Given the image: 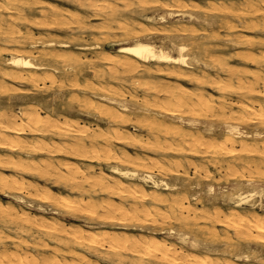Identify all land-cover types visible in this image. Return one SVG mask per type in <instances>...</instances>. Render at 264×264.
<instances>
[{"label":"bare ground","instance_id":"obj_1","mask_svg":"<svg viewBox=\"0 0 264 264\" xmlns=\"http://www.w3.org/2000/svg\"><path fill=\"white\" fill-rule=\"evenodd\" d=\"M27 1L28 0H0V42L2 44H6L5 49L0 47V87L5 85L6 81H13L19 84H29L33 88H36L38 84L44 82L46 78L49 80V77L47 76H51V73L56 72L54 66L56 65V61L60 55L59 53L57 54V52H55L54 45L52 43H29L27 37H23L19 31H17L16 25L18 19H22L23 21L27 20V14L25 13L30 11ZM67 1H71L70 3L74 4L72 3V0ZM85 1L87 3L84 5L86 6H82L83 4H80V0H78L81 8L88 7L89 9H94L93 11H95V13L100 12V14L97 13L93 15L94 17L101 18V24H99V21H97L95 22V25H92V27L94 26L95 28L97 23V27L100 29H102V27H99L100 25H105L104 27H106L109 24L111 25L113 20H115V24H118L116 20H119L120 18L119 14L121 11L119 12V8H123L124 10L130 6L127 2H125V0H114L113 4H110L112 2L107 4V8H104L103 6L101 9H99L102 11H96V9H98L96 4L98 1L84 0L83 2ZM127 1L130 3L133 0ZM155 1L156 3L153 1L154 4H158L157 6L163 8H172L176 5L177 7L181 6H178L181 0H173L169 3L167 0ZM37 2V0H29L30 4H37ZM102 2L105 4V2H108V0H103ZM231 2L233 1L231 0ZM227 4H229V2ZM238 4L240 3L238 2ZM183 5V7H185L186 3ZM188 5H190V3ZM244 5L246 10H248L252 16H255L246 24V29H248L250 32L252 31L262 34L261 37L257 38L258 40L255 41V45H259L260 47L264 48V0H245ZM143 6L144 5L141 7ZM133 7L135 8V6ZM138 8H140V6ZM51 9H53V7ZM131 9L133 10V8ZM187 9L185 13H189ZM211 10L218 11L220 8H212ZM141 11L146 12L148 10L145 11L143 9ZM92 13L91 16H93ZM131 13L133 12L131 11ZM137 14H139V12ZM231 14L234 15V13ZM231 14L229 16H231ZM256 14H261V16L258 17V21ZM88 15L89 14H86V16ZM118 15L119 18L116 19ZM172 15V13H168L166 16L171 17ZM166 16L162 15L158 18L145 17L146 22L143 26L141 23H138L139 25L136 23V26L135 23L132 22L136 28L138 27V31H136H140L139 34L144 38L136 35L137 33H134L136 36L131 35L132 33L130 34L129 32L125 31L127 29L125 27L124 32L118 33V35L120 36L121 34L122 37L127 39L132 36L131 43H116L118 44L116 53L106 52L104 53V57L101 59L107 63L106 65H112V69H119L125 73L137 75L140 72H145L150 75V73H158L161 72V69H165L164 71H166V74L168 76H172V78L173 76H176L186 82H194V84L197 83L199 85V90H186L185 88L187 87H182L183 90H180L177 87L179 90L168 91L159 89L155 90V88L151 87L154 89L152 94L153 99H165L166 107H170L172 111H166L164 109L165 113L158 111L154 112L146 108L144 105L132 109V107L127 105V102L124 101V98V100H117L109 96L110 94L108 96L102 95L101 92L104 90H98V88L96 92L89 93L90 99H82L81 101L77 100V106L75 108L76 111L74 113V117H84L86 120L90 121V123L93 124L92 128H89L88 124L86 127L82 126L84 125L83 122V124L80 125L79 121H77L75 118L72 120L55 115V111L53 110L42 116L39 115V110L33 108H18L17 110H7V108L4 107L0 108V169H11L17 172L19 175L26 174L40 177V179L44 178V181L45 178L50 179L55 185H61L65 192L61 195H58V193V196H56L49 188H41L38 190L36 187L37 184L34 185L32 180L31 183H24L26 182V179L23 182L20 176L18 178L16 175L4 176L0 174V192L10 201L5 205L0 204V264H244L246 262H258L261 260V255L254 254L252 244H255L254 247H256L257 243L264 242L263 183L260 185L259 183L249 180L242 182H232L231 184L221 186L212 183L206 185L204 189V203H202L201 210L198 213H195L196 219L194 222L201 221L207 224L211 228V231L206 230L207 234L214 238L216 236V229L214 231L213 228H223L226 237V244L224 243L223 245H218L216 244L217 242H215V240L212 242H206L205 240L201 239L200 235H205V233H203L204 231L202 229H193L195 225L192 224L193 222L189 220L191 218L188 217L191 212L192 214L195 212L194 206L198 205L197 201L200 200L198 198L202 193L201 188H199L198 181L195 179L190 183V186L195 189V192L189 196V199L187 198V201L186 199L182 198L179 193H176L178 190L176 185L170 184L167 177L172 175L175 180H178L180 176H183L184 174H181L178 171L179 168H182V163L187 164L189 167L192 166L193 168L198 169V166L195 165V162H193L192 158H188L183 155L186 151H189L193 155H203V157H207L209 155L214 156L211 161L209 160L211 164H208L214 167L215 170H219L221 168L222 162L227 160V167L229 169L245 168L249 170L254 168L257 172L258 170L264 172V126H261L264 124V93L262 94L260 91L257 92V81L252 82L255 78L251 81L245 80L242 76L246 72L243 71V73L240 71L242 75L240 76V73L237 74L236 71H234L230 66L232 70H230V68L228 70L225 69L227 70L226 74L229 77V81H232L230 78L232 79L234 75H237V82L235 83L238 85L241 91L238 93L233 92L232 97L235 98L233 100L234 102L231 100L233 103L231 102L230 105L229 103L227 104V101L224 97L227 91L225 92V89L223 90V88H225V84H223V82L217 78L210 80L208 76H206L208 71L206 68H209L206 67V64L209 61H207V63L205 62V64L203 63L204 68L207 70L205 73L203 72L204 68L202 69L193 67L188 62V56L184 54L187 48L186 46L188 45H178V43L175 45L174 41H169V43H167V37H162L155 34L156 31L153 28L156 26L154 25L153 27V24L158 23V25L163 24L164 26L166 23ZM188 16L189 17L187 18H189V22L200 19L194 15V13L193 15L191 14ZM235 16H237V14H235ZM222 17H224V15ZM31 18L33 17L31 16ZM220 18L221 17H219V19ZM49 19H51V17H49ZM125 19L126 18L124 15V20ZM82 20L83 19H81V21ZM128 20L124 21L126 25H128ZM121 22L123 23V20ZM228 22L231 21L228 20ZM194 25L195 23L191 26L194 27ZM29 26L31 25L29 24ZM116 26L118 28V25ZM224 26H226V24ZM244 26L245 24L243 27ZM187 27H189V25ZM192 28H183L182 30L174 29L175 31H170H172L174 34L184 35L183 38L185 35H187V37L191 39V37L193 38L192 33H194ZM50 29L52 28L50 27ZM227 29L231 30L229 26L225 30ZM197 30L198 29L195 31ZM234 31L235 30L232 28V32ZM228 32L231 31L227 30V33ZM66 33L67 32L65 30L64 34ZM101 33L102 32H99L98 35ZM14 34H17L18 37H14ZM105 34H107V32H105ZM39 35L41 34L39 33ZM234 35L232 34V36ZM238 36L239 35L237 34V37ZM194 37L197 38V36ZM212 38L214 39L216 37L213 36ZM222 38L223 37L220 39ZM209 39H207L208 42ZM49 40L51 41V39ZM198 40H202V38H199ZM242 40L241 38L239 39V41ZM183 41L185 40L183 39ZM234 41L232 42L234 43ZM237 41L236 44L239 45ZM247 41L249 42L250 40ZM206 43L207 42H205V44ZM58 45L61 49L67 50L70 48L67 44L60 43ZM198 45L199 42L197 46ZM214 45H216V43H214ZM241 45L242 44L240 43V46ZM249 46L250 45L247 47ZM193 47L196 46H192L191 49H193ZM236 47L234 46V48ZM15 48L20 51H16V53L12 54ZM28 48H36L34 49L35 53L42 64L33 63L32 58L24 57L19 54L20 52L26 51L29 55H31L34 50H28ZM203 49H205V47ZM79 50L85 51L87 48L80 47ZM228 50L229 49H227V52ZM246 50H249V48ZM67 51L70 52L69 50ZM202 51L203 50L199 52ZM63 52L65 53V51L62 50V53ZM172 52L176 53V55L173 56L171 54ZM3 53L5 55H3ZM259 53L260 52L258 51V54ZM115 54H118V56L122 55L125 58L121 59ZM211 56H214L213 51ZM239 57L242 61L245 59V56L242 54L239 55ZM246 57L250 60L249 63L254 61V66L255 63L257 64V62L259 65H264V56L257 58L247 55ZM98 58L99 57H97V59ZM193 61L195 64H199L197 59L193 58ZM244 61H246V59ZM53 63H55V65L50 66V64L52 65ZM212 64L215 63L212 62ZM65 65L66 64L63 66L65 67ZM66 66H69V64ZM93 66L91 65L92 68ZM244 66L245 65H242V67L238 66V68L244 69ZM255 67L259 66L256 65ZM256 69L257 68H255L254 72H251L255 74L259 70L258 69L256 71ZM260 73H257V75L260 76ZM129 76L127 78H129ZM262 77L263 76H260L259 79L264 86V78ZM132 80L133 79H131V81ZM63 81L61 82L64 83ZM113 81L115 82V80ZM128 81L129 83L131 82L130 78ZM229 81L228 84H230ZM124 83L126 82L124 81ZM129 83L126 84L128 85ZM207 84L212 86V88L217 91V96H219L218 98L214 97L216 98L214 101L216 102L217 107L213 111L212 115L223 116L226 114L225 112L227 111L226 109H228L229 105L231 109L230 121L232 122L222 120H220L219 124H213L211 122H199L198 120L196 121L191 117L185 118L181 116L182 114L177 115L176 113L178 111L175 113V110H173L174 108H183L188 115L189 113L210 111V103L204 101L203 98V93H205L206 90L204 89L205 92H203L202 88ZM222 84L223 86H221ZM7 85L8 84H6V86ZM42 85L44 86V84ZM235 85L234 87L237 88ZM8 87L10 88V84ZM137 87L139 88L140 86ZM132 88L133 87H131V89ZM227 88L228 86H226V89ZM118 91L119 89L117 92ZM114 93L117 94L116 92ZM131 95H133V93ZM145 95L146 94H144V96ZM148 96L146 97L148 98ZM207 96L209 98L211 95ZM255 97H259L262 100L256 107H254V101L252 102L251 100L255 99ZM143 98L144 97L141 99L142 101ZM245 99L250 101L248 105L243 101ZM147 100L148 99H146V101ZM214 101H211V103ZM242 102H244L246 105L242 110L238 111V104H242ZM255 102L257 101L255 100ZM147 107L149 106L147 105ZM234 107H236L235 111H233ZM130 111H134L135 114H137L138 121L140 120L139 122L137 121L138 123H147V125L145 124L147 126V130L145 128V131H147L149 139L142 140V136L138 137L141 133H139L137 136L136 133L138 130H140L139 126H137L138 123L137 125L133 124V122L127 124V122H130L131 120L129 118L130 115H128V112ZM131 116L133 117L134 115ZM257 121L259 124L256 125ZM165 122H170L171 125H174L175 127L172 126L171 129H165ZM219 125L222 126L223 129L221 131L222 137L217 142L215 141L217 136L215 133L218 132L217 128ZM27 135L35 136L34 139H39L38 142H40L36 143L35 141V145H27L33 150L32 153L36 152L38 155L50 154L53 156H71L76 158L78 161H85L88 165L97 164V173L94 172L93 168L95 166L93 167V165L81 167L78 164H71L70 162V164L61 162L59 165L58 163L54 164L50 162L51 160L36 161L35 156L37 154H27V151L24 149L23 144L27 139H25V136ZM188 137H195L192 139L193 144H188L190 141L188 140ZM31 138L33 140V137ZM28 139L31 140L30 136ZM116 145L123 148L137 146L139 149H144L153 154V159L150 160V157L146 155V153L144 154L146 155V158L140 155H131L130 153L124 151V149H117ZM184 145L187 146L184 147ZM205 147L206 150L203 151V153L198 152V148L201 150ZM168 154H173L179 158H176L175 162L172 161V163H164V160L168 157ZM147 157L149 158L147 159ZM200 162L202 161L200 160ZM101 165L107 166V169H101ZM200 165L202 168H206L202 163ZM202 168L192 171L201 172ZM153 171H156L157 173L154 174ZM202 173L206 174L205 178L208 180L210 175L209 172H204L202 170ZM253 173L255 175V172ZM22 192L29 194L28 197H22ZM185 200L188 203V206H184ZM215 202H217L216 204L223 206L225 209L218 208L215 205L216 208L210 211L209 207L212 208ZM161 206L164 209H161ZM23 208L27 210H33L36 212L37 216L53 215L60 217L64 215L67 216L69 215L68 213L73 212L75 215L72 217L80 220V222L83 224V228L74 226L72 228H66L68 226H65L59 219L44 221L39 219L40 217H37L38 219L35 218L36 216L31 217V215L27 213L28 211H24ZM61 208H64L66 213L60 212L59 209ZM83 214L87 215V221L83 219ZM144 234L150 236L144 237ZM157 236H161L163 239L157 238ZM195 250L202 251L203 253L211 251L216 255L219 254L221 257L216 259L213 257L207 258L208 255L206 256L201 254L198 256L196 254L194 255L193 252L191 255L189 251Z\"/></svg>","mask_w":264,"mask_h":264},{"label":"rangeland","instance_id":"obj_2","mask_svg":"<svg viewBox=\"0 0 264 264\" xmlns=\"http://www.w3.org/2000/svg\"><path fill=\"white\" fill-rule=\"evenodd\" d=\"M37 1H38L37 4H30L29 3V0L27 1V5H28V7H30V11H28V12L25 13V14H27V17H26L27 20L23 21L22 19L21 20L18 19L17 25H16L17 26V31H19V33L23 37L26 36L29 43H36V44H38V43L39 44H41V43H52L54 45L55 52H57V54L59 53L60 57L56 61L58 64L56 63V65H55V63H53L52 65L50 64V66H54L55 65L54 68L56 69V72H54V73H51L50 72L51 73L50 74L51 76H47V77H49V80H48V78H46V80L44 82H42V83H39L36 88H33L29 84H23V83L22 84L21 83L19 84L17 82H13V81H6L5 82V85H3V86L0 87V108L1 107H4V108H7V110L8 109L17 110L18 108H22V109L33 108V109L39 110L38 113H40L39 115H42V116L45 115L47 112H50L51 110H53V111H55V115H58L60 117H64V118H67V119H72V120L75 118V119H77V121H79V124L80 125H82L84 123V125H82V126L86 127L87 124H88V127L89 128H92L93 127V124H91L90 121L86 120L84 117L83 118L82 117H79V116L78 117H74V113L76 111L75 108L77 106V100L78 101L79 100L81 101L82 99L83 100L84 99H90V97H89L90 94L89 93L96 92V90L98 88V90L99 89L104 90V91L101 92L102 95H107L108 96L110 94L109 96H111V97H113V98H115L117 100H124L125 99L124 101H126L127 102V105L131 106L132 109H135L138 106L144 105L146 108H148L149 110H152L154 112H157L158 111V112L165 113V110L166 111L167 110L172 111V109L170 107H166V105H165V102H166L165 99H163V98H161L160 100H156V99L154 100L153 99L152 94H153V90L154 89H152V88H155V90H158L159 89V90L173 91V90H179V89L180 90H183V88L187 87V88H185L186 90L187 89L188 90H194V89L195 90H199V85L196 82L195 83L197 85L194 84V82H186L183 79H180V78H178L176 76H173V78H172V76H168L166 74V71H164L165 69L164 70L161 69V72H158V73H150V75L147 74V73H145V72H140L137 75L129 74V73L122 72L119 69H115V68L112 69V65H110V64L106 65L107 63L104 62V60L101 59V58L104 57V53H106V52L116 53L117 47H118L117 46L118 44H116V43H121V44H130L131 43L132 36L129 39H127L125 37H122L121 34H120V36L118 35V33L124 32V30H125L124 28L125 27L127 28L125 31L129 32L130 34L132 33L131 35H135L137 33L136 35H138L139 37L144 38L143 36H141L139 34L140 31L137 32L138 31V29H137L138 27L136 28V26H137L136 23L137 24L138 23H141V25L143 26L145 24V22H146L145 17L158 18L159 16H162V15L163 16H166L168 13H172L173 15L171 17H167L166 16V23L164 24L165 27L163 26V24H161V25L160 24L158 25V23H154L153 24V27L155 25L158 28V29L156 27L153 28L156 31L155 34L156 35H160L162 37H167L168 38L167 43H169V41L170 42L171 41L172 42L174 41V44L175 45H177V43H178V45L179 44L180 45H185V44L188 45V46L185 45L187 48H186V51H185L184 54L186 56H188V62L193 67L202 68L203 69L205 62L207 63V61H209L208 63L210 65L207 63L206 64L207 65L206 67H209V68L212 67V68L211 69L206 68L208 71L204 68L203 69L204 70L203 72L206 73V71H207L206 76H208V78L210 80L217 78L220 81H222L223 84H225V88H223V90L225 89V92L227 91L225 93V96H224L225 97V100L227 101V104L229 103V105H230V103L235 99L234 97H232V93L233 92L238 93L239 91H241L239 89L238 85L235 83V82H237L236 81L237 75H234L232 77V79L230 78V80H232V81H229V77L227 76L226 71L230 68V66H231V68H233L234 71H236L237 74H239L240 71L241 72H243V71L246 72V73L243 72L244 73L243 76L240 73V76H242L245 80L251 81V80H253L255 78L252 82L257 81L256 82L257 83V92L260 91L262 94L264 93L263 92L264 91V86L262 85V83H261V81L259 79L260 76H263L262 78H264V71H263L264 70V67H263L264 65H262V64L259 65V63L256 61L257 64L255 63V66L257 65L259 67H255L254 66V61H251V63H249L250 60L246 57L247 55H251V56L257 57V58H259L260 56L263 57L264 56V48L260 47L259 45H255V41H257L258 40L257 38H260L262 34H260L258 32H252V31H251L252 32L251 33L250 31H248V29H246V24L249 22V20H252V18L255 17V16H252L249 13V11L246 10L245 5H244L245 0H232L233 2H231V0H224V1L223 0H188V1L187 0H181L180 1V4L178 5V6L181 5L180 6L181 8L180 7H177V5L174 6V7H172V8L171 7L170 8H163V7L157 6L158 4H154L153 1L156 3L155 0H138V1L137 0H133L130 3L127 0H125V2H127L131 7L129 6L128 8H125L127 12L125 11V9L123 10V8H119L120 10L118 9L119 12L121 11L120 14H119L120 15V18H119V15L116 18V19L119 18V20H116L118 24H115V20H113V22H111V25L113 27L110 24L106 26L108 28L104 27L105 25L104 26L103 25H100L99 27H102V29H100V28L97 27V23H96L95 28H94V26L92 27V25H95V22H97V21H99L98 23L101 24V22H100L101 18L94 17V15H93V14H97V13L100 14V12L95 13V11H93L94 9H89L88 7H84L85 9L83 7L81 8L80 4H83L82 6H86L84 4L87 3V2L86 1L83 2L84 0H80V2H79L80 4L78 3V0H72V3H74V4H71L70 3L71 1H67V0H65L66 2L64 0H44V1L43 0H37ZM96 1H98V3H96L97 6H98V9H96V11H98L99 9H101L103 6H104V8H107L106 6L110 2H112L110 4H113L114 3V0L113 1L112 0H108V2H105V4H104V2H102L103 0H96ZM172 1L173 0H169V1L167 0L168 3L169 2H172ZM188 2L190 3V5H188L189 4ZM221 2L224 3V4H222ZM228 2H229V4H227ZM238 2L240 4H238ZM68 3H70V4H68ZM185 3H186V5H185V7H183L184 6L183 4H185ZM195 4H196V6H195ZM17 5H18V3H17ZM48 5H50V6H48ZM142 5H144V6L141 7ZM151 5H152V7H151ZM231 5H233V6H231ZM51 6L53 7V9H51L52 8ZM60 6H61V8H60ZM133 6H135V8ZM139 6H140V8H138ZM175 7H177V8H175ZM189 7L191 8V10H190ZM131 8H133V10ZM212 8H220V10L213 11V10H211ZM143 9L145 11L146 10H148V11H146V12L141 11ZM186 9L189 11V13L190 12L191 13L190 14L188 12L185 13L186 12ZM196 9H198L199 11L196 10ZM203 9H205V10H203ZM130 10L133 13H131ZM71 11H72V13H71ZM99 11H102V10H99ZM182 11H183V13H182ZM201 11H203V12H201ZM138 12H139V14H137ZM207 12H209V13H207ZM91 13H92L93 16H91ZM193 13H194V15H196L197 17H199L202 21L199 19L200 21L199 20H193V21L189 22L190 20L187 17H189L188 15H191V14L193 15ZM231 13H234V15L231 14ZM29 14L33 18H31V16ZM53 14H55V15H53ZM86 14H89V15L86 16ZM230 14H231L232 17L229 16ZM235 14H237L238 17L235 16ZM124 15H125V18H126L125 20H124ZM223 15H224V17H222ZM216 16H217L218 19L216 18ZM225 16H227V17L229 16V17L227 18ZM260 16H261V14H256L257 21L259 20L258 17H260ZM49 17H51V19H49ZM87 17H89V18H87ZM219 17H221L220 18L221 20L219 19ZM241 17H242V19H241ZM34 18H35V20H34ZM222 18H223V20H222ZM263 18H264V16H263ZM81 19H83L84 21L82 20L83 21L82 22ZM227 19L229 21H231L232 23L231 22H228ZM122 20H123V23L121 22ZM127 20H128V22H127L128 25H126V23L124 22V21H127ZM90 21H92V22H90ZM234 21H236V22H234ZM61 22L64 23V24H62ZM132 22H134L136 26H134V24ZM187 22H189V23H187ZM205 22H207L208 24L205 23ZM90 23H92V24H90ZM130 23L133 24V25H131ZM194 23H195L194 27L191 26ZM215 23H216V25H215ZM237 23H239V24H237ZM29 24L31 26H29ZM225 24H226V26H224ZM244 24H245V26L243 27ZM85 25H87V26H85ZM116 25H118V28H117ZM188 25H189V27L191 26L190 28L193 27L192 30H193L194 33H192L193 34V38L191 37V39L188 38L187 35H185V37L183 38L184 35L174 34L172 32V31L179 30V29L182 30L183 28L184 29H190L189 27H187ZM200 25H202V26H200ZM228 26H229V28H231V30H229V29H227V30L228 31H231V32H228L227 33V30H225V29L228 28ZM50 27L52 29H50ZM174 27H176V28H174ZM58 28H62V29H58ZM163 28H165V29H163ZM232 28H233V30H235L234 32H232ZM237 28H239V29H237ZM69 29H70V31H69ZM196 29H198V30L200 29V30L199 31L198 30L195 31ZM65 30L67 32L66 34H64L65 33ZM74 30H75V32H74ZM170 30H172V31H170ZM29 32H31V33H29ZM99 32H102V33L100 35H98ZM105 32H107V34H105ZM167 32H169V33H167ZM39 33L41 35H39ZM232 34L233 35L235 34V35L232 36ZM237 34L239 35L238 37H237ZM77 35H79V36H77ZM108 35H110V36H108ZM212 35L215 36L216 38L213 39L212 38L213 37ZM245 35H247V36H245ZM16 36L18 37L17 34H14V37H16ZM44 36L45 37L47 36L46 39H45ZM194 36H197V38H195ZM54 37H55V39H54ZM221 37H223V38L220 39ZM236 37L238 38V41H237V38ZM180 38H181L182 41H183V39L185 41L182 42L180 40ZM199 38L200 39L202 38V40L203 39L204 40L203 41L202 40H198ZM234 38H236V39H234ZM240 38H241V40L242 39L243 40L242 41H239ZM49 39H51V41ZM192 39H194V40H192ZM195 39H197V40H195ZM207 39H209V42L207 41ZM211 39H213V40H211ZM227 39H230V40H227ZM29 40H31V41L34 40V41L31 42ZM231 40L232 41L235 40L234 43ZM247 40H250L249 42L252 43V44H250ZM69 41H70V43H69ZM180 41H181V43H180ZM197 41L199 42V45H198L199 47L197 46V44H198ZM236 41H237V43H239V45L236 44ZM251 41H253V42H251ZM205 42H207L208 44L207 43L205 44ZM60 43L61 44L63 43V44L69 45L70 48L67 49V50H69L70 52H68L65 49H61L60 46L58 45ZM214 43H216V45H218L219 47L216 46V45H214ZM231 43H232V46H231ZM240 43L242 44L241 46H240ZM247 43H248V45H250L249 47H247L248 46ZM0 45H1L0 46L1 48H4L5 49V47H6L5 45L6 44H2L0 42ZM236 45H237V47H236ZM192 46H196V47H193V49H191ZM202 46H204L205 49H203L204 47H202ZM230 46L233 47V48L235 46L236 48L233 49ZM80 47H86L87 50H85V51L79 50ZM247 48H249V50H246ZM34 49H36V48H33V49L32 48H28V50H34ZM227 49H229L228 52H227ZM256 49H258V50H256ZM57 50H59V51H57ZM62 50L65 51V53L63 52L64 54L62 53ZM201 50H203V51L205 50L206 51V52L204 51L205 52V55H204V52L203 51L202 52H199ZM16 51H20V50H18V49L15 48V50H13L12 54L16 53ZM212 51H213V55L214 56H211L212 55ZM214 51H215L216 54L214 53ZM235 51L236 52L237 51L238 52L240 51L239 52L240 54L237 52V55H236V52ZM258 51L260 52L259 54H258ZM193 52H196V53H193ZM243 52H245V53H243ZM247 52H248V54H247ZM34 53H35V50L33 51V53L31 55H29L26 51L25 52H20L19 54L22 55V56H24V57H30V58H32L33 63H38V64L41 63L42 64V62L40 61V59H38L36 53L35 54ZM66 53H67V55H66ZM171 54L173 56L176 55V53H174V52H172ZM238 54L239 55H241V54L244 55L246 61H244L245 59L242 61L240 59V57H239ZM261 54H263V55H261ZM3 55H5V54L3 53ZM115 55L118 56V54H115ZM208 55H210V56H208ZM227 55L230 56V57H228ZM226 56H227V58H226ZM235 56H236V58H235ZM97 57H99V58L97 59ZM118 57L121 58V59L125 58L122 55H119ZM189 58H191V59H189ZM193 58L197 59L200 65L199 64L198 65L195 64V62L193 61ZM205 58H207V59H205ZM209 59H211V60H209ZM235 60H236V62L239 61L240 64H239V62L236 63ZM263 60H264V58H263ZM201 61H203V62H201ZM212 62L215 63V64H212ZM64 64H66V65L69 64V66H66L65 65V67H64L63 66ZM71 64L72 65L75 64V65L72 66ZM104 64H105V66H104ZM241 64L242 65H245L244 66V69L243 68H240V69L238 68V66L239 67H242ZM91 65L92 66L94 65L93 68L91 67ZM212 65H214V66H212ZM56 66H57V68H56ZM60 66H62V67H60ZM70 66H72L73 68L70 67ZM251 66H253L254 68L251 67ZM260 66L263 67V68H261ZM51 68L54 69L53 67H51ZM231 68H230V70H232ZM255 68H257L256 71L259 69L258 70L259 72L257 71L254 74L252 72L255 71ZM225 69H227V70H225ZM51 71H53V70H51ZM65 71H66V73H65ZM248 73H250V74H248ZM257 73L258 74L260 73V76L257 75ZM98 76H99V78H98ZM128 76L130 78V81H131V79H133L130 82L132 84L129 83V81H128L129 78H127ZM256 76H257V78H256ZM169 77H171V78H169ZM135 79H137V80H135ZM95 80H96V82H95ZM113 80H115V82ZM201 80H203V79H201ZM54 81H55V83H54ZM61 81H63L64 83H62ZM89 81H91V82H89ZM124 81L126 83H129V84L127 85L126 83H124ZM228 81L230 82V84H228ZM92 82H94V83H92ZM198 82H200V81H198ZM97 83H98V85H97ZM6 84H8V85L6 86ZM9 84H10V88L8 87ZM42 84H44V86ZM223 84L221 86H223ZM40 85H42V86H40ZM148 85H150V86H148ZM154 85L155 86L157 85V86L155 87ZM234 85L237 86V88L234 87ZM12 86L13 87L15 86V87L13 88ZM130 86L133 87V88L131 89ZM137 86H140V87L138 88ZM226 86H228L227 89H226ZM144 87H146L148 89H146ZM149 87L150 88L152 87V88L150 89ZM261 88H263V89H261ZM108 89H109V91H108ZM111 89H114L115 91L114 90H111ZM116 89L117 90L119 89V91L117 92ZM202 89H203V92H205V90H206V92L203 93L204 94L203 98H204V101L210 103V105H211L210 111H208V112H203L202 111V112H199V113H189V115H188L186 113L185 109H183V108H174L173 110H175V113L178 111L176 113L177 115H181L182 114L181 116H183L185 118L191 117V118H194L196 121L198 120L199 122H206V123L211 122L213 124H219L220 123V120H222V121H228L229 122L230 121V118H231V116H230V113H231L230 112V110H231L230 109V106L228 105V109H226L227 111L225 110L226 111L225 112L226 114H224L223 116L217 115L218 116V118H217V116L212 115L213 111L217 107V104H216V102L214 100H216V98H218L219 96H217V93H216L217 91L215 89H213L212 86H209L208 84L207 85H204V87ZM105 90H107V91H105ZM125 90H126V95H125ZM127 90H129V91H127ZM135 90H136V92H135ZM121 91H123V92H121ZM114 92H116L117 94H115ZM131 92L133 93V95H131L132 94ZM144 94H146V95L144 96ZM207 95H211L210 96L211 99H210V97L208 98ZM132 96H134V97H132ZM146 96H148V98ZM142 97H144V98L146 97L145 100L143 98V101H142L141 100ZM214 97H216V98H214ZM137 98H140V99H137ZM146 99H148V100L146 101ZM150 100H153V101H150ZM251 100H252V102L254 101V107H256L257 105H259L260 104V101H262L261 98H259V97H255V99H251ZM255 100L257 102L258 101L259 102L257 103V102H255ZM211 101H214L216 105L214 104V102L211 103ZM243 101L245 103H247V105L250 103V101H248V99L247 100L245 99ZM146 102H148V103H146ZM244 102H242V104H238L239 105L238 106L239 108L237 107L238 108V111L239 110H242L244 108V106L246 105ZM28 105H30V106H28ZM147 105L149 107H147ZM213 106H214V108H213ZM235 110H236V107L233 108V111H235ZM227 112H228L229 115L227 114ZM128 115H130L129 118L131 120H130V122H127V124L133 122V124L137 125V123L140 121V120L138 121L137 114H135L134 111H130V112H128ZM131 115H134L133 116L134 119H133V117ZM224 118H226V119H224ZM227 118H229V119H227ZM78 119H80V120H78ZM218 120H219V122H218ZM230 122H232V121H230ZM143 123L144 122H142V124L138 123L137 126H139V129L140 130H138L136 134L138 136V134L141 133L138 137H141L142 136L141 137L142 140H146V139H149L148 134H147V131H145V128L147 127L146 126L147 123H145L146 125L143 124ZM165 123H166L165 126H164L165 129H171V127L174 126V125H171L170 122H165ZM257 124H259L258 121H257L256 125ZM166 126H168V127H166ZM261 126H264V124H262ZM164 127H163V129H164ZM222 129H223V127L219 125V127L217 128V131L218 132L215 133V134H217L216 139H215V141H217V142L222 137V133H221ZM146 130H147V128H146ZM29 136H30V139L31 140L28 139ZM31 137H33V140H32ZM34 138H35V136H33V135H27V136H25V139L26 140L24 141L25 143L23 144V146H24V149L27 151V154H30V155L37 154L36 152L32 153L33 150L30 149L31 144L32 145H35V141H36V143H40V142H38L39 139H34ZM193 138H195V137H191V138L188 137V140H190L188 142L189 145L190 144H193V141H192ZM27 145H30V146H27ZM185 146H187V145H184V147ZM116 147H117V149H124V151L130 153L131 155H137V156L140 155V156H142L144 158H146V155H148L150 158L147 157V159L148 158L150 160L153 159V154H151L149 151H146L144 149H139V147H137V146H134L135 148L133 146L132 147H124L123 148L121 146L116 145ZM135 149H137V150H135ZM197 150H198V152L203 153V151L206 150V147L203 148V149H201V150H200V148H198ZM145 153H146V155H144ZM169 155L170 154L167 155L168 156L167 158L169 160L167 158L165 160L163 159L164 160V163L165 162L172 163V161H174V162L176 161V158H179V157H177V156H175L173 154H171L170 156ZM183 155L186 156V157H188V158H192L193 162H195V165L198 166V169L197 168H193L192 166L189 167L187 164L182 163L183 164V165L181 164L182 165V168H179L178 171H179V173L184 174V175L183 176H180L178 180H175L174 177L172 175H170V176L167 177L168 182L170 184L176 185V187L178 189L176 191V193H179L182 198H184V199L187 200V198L189 199V196L192 195L195 192V189L190 186V183L193 180H195V179H196V181H198L199 188H201L202 193L200 194L201 196H199V198H198V199H200V200L197 201L198 202L197 203L198 205H195L194 206L195 212H193V214L191 212L189 214V216H188L191 219H189V218L188 219L191 222H193L192 224L195 225V227H193V229H202L204 231L203 233H205V235L202 236V235L199 234L201 239L205 240L206 242H210V241L212 242L213 240H215V242H217L216 244L223 245L226 242V240H225L226 237H225L224 229L223 228H221V227H214L213 228L214 231L216 229V231H215L216 236L214 238V237H211V235L207 234V231H211V228L207 224H205V223H203L201 221L194 222V220L196 219V216H195L196 214L195 213H198L201 210L202 203H204L203 202L204 201V189H205L206 185H208L209 183H212V184L220 185L221 186V185L231 184L232 182H242V181H249V180L250 181H254L256 183H259L261 185L262 183L264 184V172L263 171H260V170H258V172H257L256 169H254V168H251L249 170H247L245 168H242V169H239V168L229 169L227 167V160H225V161L222 162L221 168L219 170H215L214 167L210 166V164H211L210 161L214 158V156L209 155L210 157L209 156H207V157L204 156L203 157V155L202 156H199V154L198 155H193L189 151L184 152ZM43 158H45V159H43ZM61 158L62 159L64 158V159L62 160ZM198 158L202 162H200V160ZM35 159H36V161H38V160L39 161H43V160L50 161L51 160L50 162H52L54 164H57L58 163L59 165L61 164V162L62 163H66V164H70V163L71 164H74L75 163V164H78L81 167L90 166V165L92 166L93 165V167L95 166L93 168L94 169V172L97 173V170H98V169H96L98 167L97 164H89L88 165L85 161H78L76 158H73L71 156H65V155H63V156H53V155H50V154H39V155L37 154L35 156ZM170 159H172V160H170ZM67 160H70V161H67ZM199 163L200 164L202 163L206 168H202V166ZM208 163H210V164H208ZM100 167L103 170H106L107 169L106 168L107 166H105V165H101ZM199 168L200 169L202 168V170L204 172L205 171L209 172L210 175H209L208 180H207V178H205L206 174L205 173H202V170H201V172H199V171L198 172L192 171V170H195V171L196 170H199ZM172 170H174V169H172ZM240 171H242V172H240ZM253 172H255V175H254ZM153 173L156 174L157 172L156 171H153ZM0 174H2L4 176H7V175H9V176H15L16 175V176H18V178L20 176L23 182L26 179L25 180L26 182H24V183H31L33 181L32 183L34 185L37 184L36 187H37L38 190H40L41 188H49V189H51L53 191V193L56 196L61 195L62 193H65L64 192V189L62 188L61 185H58V186H57V184L55 185L54 183L51 182L50 179H46L45 178V181H44L43 180L44 178L43 179H40V177L30 176V175H26V174H20L19 175V174H17V172H15L14 170H11V169L10 170H8V169H6V170L0 169ZM201 176H203V177H201ZM22 177H24V178H22ZM35 182H37V183H35ZM21 195H22V197L27 198L29 194H27L26 192H22ZM186 200H185L184 206H188V203L186 202ZM9 202L10 201L5 196H3V194L0 192V204L5 205L6 203H9ZM263 202H264V200H263ZM216 203L217 202H215L213 204L212 208L209 207L210 211H212L216 207L221 208V209H225L223 206H221L219 204H216ZM215 205H216V207H215ZM160 208L161 209H164L162 206ZM23 209H24V211H28L27 213H29L31 215V217H35V216H36L35 218H37V217L39 218L40 217L39 219H42L44 221H46V220H49L50 221V220L59 219V220H61V222L65 226H68L66 228H70V227L72 228L73 226L74 227H80V228L82 227L83 228V224L80 222V220H77L76 218H73L72 217V216L75 215V213H73V212L68 213L69 215H67V216L64 215V216H60V217L59 216H53V215L37 216L36 212H34L33 210H27L25 208H23ZM59 211L62 212V213H66V211H65L64 208L59 209ZM82 216H83V219L84 220H86V221L88 220L87 215L83 214ZM86 230H89V229H86ZM126 232H128V231H126ZM143 236L146 237V236H150V235L144 234ZM157 238H162L163 239V237H161V236H157ZM53 245L56 246L55 244H53ZM254 245L252 244V246H253L252 249L254 250V254L261 255V260L258 261V262L252 261V262H248V263H250V264H264V262H263L264 261V242L257 243L256 244V247H254ZM189 252L191 253V255H192V252H193L194 255L196 254L198 256H200L201 254L202 255L204 254L206 256L208 255L207 258H212L213 257V258L216 259V258L221 257V256H219V254L216 255V254H214L211 251H209L207 253H203L202 251H199V250L189 251ZM248 253H251V252H248ZM248 263L246 262L244 264H248Z\"/></svg>","mask_w":264,"mask_h":264}]
</instances>
